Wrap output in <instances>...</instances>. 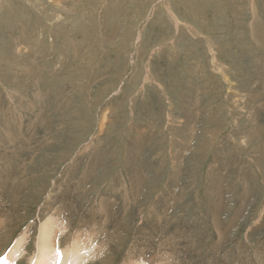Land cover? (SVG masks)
Returning <instances> with one entry per match:
<instances>
[{
	"label": "rangeland",
	"instance_id": "374dc122",
	"mask_svg": "<svg viewBox=\"0 0 264 264\" xmlns=\"http://www.w3.org/2000/svg\"><path fill=\"white\" fill-rule=\"evenodd\" d=\"M49 220L54 264H264V0H0V264Z\"/></svg>",
	"mask_w": 264,
	"mask_h": 264
},
{
	"label": "bare ground",
	"instance_id": "6f19581e",
	"mask_svg": "<svg viewBox=\"0 0 264 264\" xmlns=\"http://www.w3.org/2000/svg\"><path fill=\"white\" fill-rule=\"evenodd\" d=\"M53 217V216H52ZM4 221V220H3ZM59 222V221H58ZM58 224V223H57ZM57 224H55V221L54 220H49V221H46L44 224H42L41 225V229H40V233H39V251H41L42 250V253H40L38 256H40V260H39V264H41V263H43V264H54V261H55V259H58V258H60L59 256H57V254H55V251L57 250H55V248H56V246H57V243H56V237H57V232H56V230H55V225H57ZM97 225V224H96ZM58 226V225H57ZM58 229V228H57ZM60 229H58V232H61V231H59ZM24 239V238H23ZM80 240V239H79ZM17 243L15 244V246L13 247V249L11 250V254H10V256L8 257L9 258V260L11 261V260H13V261H17V259L15 260V258L16 257H18L20 254H22L23 253V251L25 250H23L22 251V249H23V243H24V241L23 240H18V241H16ZM27 242V241H26ZM76 244V243H75ZM78 244V243H77ZM100 245V244H99ZM153 245V244H152ZM98 246V245H97ZM78 248V247H77ZM89 248V247H88ZM91 248V247H90ZM147 248V247H146ZM61 249V248H60ZM87 250V249H86ZM146 250V249H145ZM74 251V250H73ZM77 251V250H76ZM76 251H74V252H72V254H74V253H77L78 254V252H76ZM88 251V250H87ZM92 251V250H91ZM91 251H89V252H91ZM93 252V251H92ZM71 253V252H70ZM99 253V252H98ZM56 255V257H55V259H53L54 258V256ZM72 254H71V256H72ZM88 255V254H87ZM37 256V257H38ZM86 256V255H85ZM45 257V258H44ZM63 257V256H62ZM7 258V257H6ZM8 258L5 260V261H7L8 260ZM68 258V257H67ZM69 258H71L70 256H69ZM73 259V258H72ZM83 259L84 258H80V259H75L74 261H75V263L74 264H81V261H82V263H84L83 262ZM8 260V261H9ZM4 261V260H3ZM13 261H11V263H9V264H12L13 263ZM64 261H65V259H64V257H63V262H60V263H62V264H64ZM74 261H72V262H74ZM71 262V263H72ZM56 263V262H55ZM5 264V263H4Z\"/></svg>",
	"mask_w": 264,
	"mask_h": 264
}]
</instances>
